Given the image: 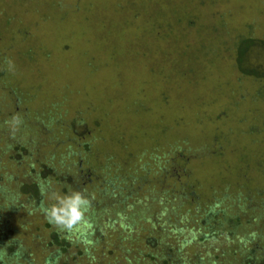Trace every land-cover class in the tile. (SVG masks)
<instances>
[{"label":"rangeland","instance_id":"1","mask_svg":"<svg viewBox=\"0 0 264 264\" xmlns=\"http://www.w3.org/2000/svg\"><path fill=\"white\" fill-rule=\"evenodd\" d=\"M242 38L264 41V0H0V186L19 207L0 204L6 242L27 264H151L157 244L168 264L239 263L249 244L198 241L195 210L257 203L264 186V76L237 71ZM64 174L90 201L70 230L39 210L76 191ZM107 181L118 189L99 199ZM168 191L185 199L164 224Z\"/></svg>","mask_w":264,"mask_h":264},{"label":"trees","instance_id":"2","mask_svg":"<svg viewBox=\"0 0 264 264\" xmlns=\"http://www.w3.org/2000/svg\"><path fill=\"white\" fill-rule=\"evenodd\" d=\"M234 51V64L240 75L251 76L252 78H261L264 76V64H260L256 67H246V63L248 64V59L252 57V53H258L261 57H264V41H256L251 38H242L238 40L237 44H235ZM22 132L24 133V130H22ZM46 166L47 165L40 166L43 172L44 169L46 172H48L47 176L45 177H55L57 181L58 177L54 175L55 170L50 166ZM27 175L33 176V179L28 178V180H30L31 182L37 179V173L34 172V168H32L29 173L27 172ZM64 176L67 178L65 179ZM64 176H60L61 182L68 184V188L71 187L77 191V184H75V182H72L71 179L73 175L64 174ZM261 178V180H263L264 182V176ZM90 180H92V178H88V181ZM25 187L23 186V188L25 189L24 191L27 192ZM111 189H118L113 181L110 183H108V181L107 183H104L101 193H99V199L102 196H104V199H109ZM119 190L120 191L116 192L115 194H117L118 197H122L120 199L123 200V195H120L124 190L122 188H119ZM3 191V187L0 186V204L1 206L8 207V205L13 200L8 199L13 195L9 196L7 199V197L3 196ZM257 196L255 197V199H257L258 202L255 203L253 202L251 197L246 194L241 195L239 193H235L233 196H228L226 194L222 196L225 197L222 201H218L217 203L212 204V206L210 205L207 210H201L197 208L198 210L196 209L195 212L197 211L200 215V224H197L195 238L198 239V241H204L207 237L220 236V233L222 232L225 234L224 236L228 240L237 239V237L240 236V242L238 243H241L242 245L244 243H247L249 244V247L242 250L240 262L237 264H264V186L262 187V189L257 191ZM160 197L161 202H163L162 209L164 212V224L168 220L170 222L176 221V218L178 219V213L175 212L173 203L175 202V200L176 202H180L181 200L185 199V195H182L180 192L176 193L174 191H168L166 192V194L161 193ZM87 198L89 199V197ZM6 200H8V202L5 204L4 202ZM168 201H171L172 203L170 209H168L170 205H166ZM193 201H195V197ZM17 207L15 206V208H10L11 210L8 207V209L12 213L15 209L19 208ZM168 217H170V219ZM183 220L186 222H191L189 215L183 217ZM8 230L9 229L7 228V226L2 224L0 221V264H4L3 261L6 257L5 253L13 257L12 259L14 260V264H27L26 256H28L29 254H27L26 247H20L19 245L14 244V242L12 244H8V242H6L10 241L11 239L10 231ZM237 230L238 234H236ZM215 237L214 239H216ZM33 238L38 241L41 237L35 235ZM51 239L54 246H60L58 234H56V232H52ZM48 245L52 246L51 243H49ZM158 256L160 257L159 263L158 260L155 259V257ZM176 256L177 255L174 253V251H170V249H168V246L163 247V245L157 244L152 254H148L146 257L149 258V263L151 264H168L173 259V261L176 262ZM9 258L10 257H8V259ZM50 259L52 261L54 258ZM51 261L47 262L46 260L45 263L51 264ZM183 263L184 262H180V264ZM196 263L198 264L197 261Z\"/></svg>","mask_w":264,"mask_h":264},{"label":"clouds","instance_id":"3","mask_svg":"<svg viewBox=\"0 0 264 264\" xmlns=\"http://www.w3.org/2000/svg\"><path fill=\"white\" fill-rule=\"evenodd\" d=\"M51 198L55 202L48 206L41 204L39 210L50 224L62 229L70 230L82 222L90 208L89 199L79 191H70L62 196L53 192Z\"/></svg>","mask_w":264,"mask_h":264}]
</instances>
